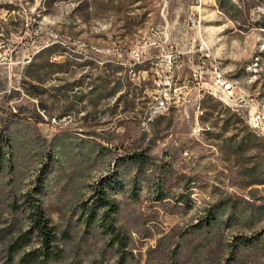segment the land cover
<instances>
[{"label":"rangeland","instance_id":"374dc122","mask_svg":"<svg viewBox=\"0 0 264 264\" xmlns=\"http://www.w3.org/2000/svg\"><path fill=\"white\" fill-rule=\"evenodd\" d=\"M202 42L234 101L207 59L206 79L190 81ZM48 46L62 66L28 68ZM28 73L47 112L26 94ZM168 79L183 89L164 110ZM256 105L264 0H0V139H11L0 146V227H28L23 196L40 185L60 264H264V135L246 122ZM136 152L152 165L131 163ZM102 177L118 178L125 248L100 227L103 210L86 222Z\"/></svg>","mask_w":264,"mask_h":264},{"label":"trees","instance_id":"16d2710c","mask_svg":"<svg viewBox=\"0 0 264 264\" xmlns=\"http://www.w3.org/2000/svg\"><path fill=\"white\" fill-rule=\"evenodd\" d=\"M55 54L54 46L43 48L36 58L30 62L28 68L34 69L39 66L40 70H44L62 66V64H56L52 61ZM40 59H42V62L39 63ZM38 77L39 74L28 73V78H31L32 81L27 84L26 94L30 98L38 100L39 105L47 112L48 107L44 105L42 100L43 93L36 91L35 85H33L34 80H37ZM231 118L237 122L236 114H233ZM0 142H2L0 146H10L11 139L2 135ZM128 159L141 169L152 165V157L146 152L133 153L128 155ZM117 184V177L100 178L94 185L93 201L91 204L83 205V212L86 215V222L93 224L98 219L101 210H103L100 227H102L103 232L110 236L112 242L118 245V248H125L127 246L124 237L115 223V215L118 213L119 206L116 200L110 196V191ZM40 187L38 185L33 191L23 196V212H28V227L23 229L10 222L0 227V264H60L64 260L65 252L60 246L58 235L38 199L42 192ZM159 196L158 200L162 201L164 199L162 197L164 196L163 193ZM16 208H20V204H17ZM214 220V212L209 211L206 217L202 219L200 229L211 226ZM240 242L247 244L246 241Z\"/></svg>","mask_w":264,"mask_h":264},{"label":"built area","instance_id":"2783aa9c","mask_svg":"<svg viewBox=\"0 0 264 264\" xmlns=\"http://www.w3.org/2000/svg\"><path fill=\"white\" fill-rule=\"evenodd\" d=\"M189 23L193 28H196V23H200L199 17H195V13L193 12L190 16ZM205 42H202L201 44V52L204 56L202 58V62L200 65L197 66V68L192 72L190 81L195 84H199L201 81L206 79L207 75L205 72V69L208 68V65L206 64V59L209 60L210 63V70H211V81L215 87L221 91V94L225 96L229 101L235 100V86L233 83H231L223 73L222 69L218 68L216 66V61L214 57H210V55L205 54ZM165 91L161 95V99L158 103V107L160 109H168L169 107V100L170 95L173 93L175 96H178L181 92L183 87L182 86H171V80L168 79L165 81ZM170 90V91H166ZM209 94H212V92L209 90ZM172 94V95H173ZM247 124L249 127L254 130L258 131L259 134L264 135V108L260 105H256L255 108L251 111H249V115L247 116Z\"/></svg>","mask_w":264,"mask_h":264},{"label":"bare ground","instance_id":"6f19581e","mask_svg":"<svg viewBox=\"0 0 264 264\" xmlns=\"http://www.w3.org/2000/svg\"><path fill=\"white\" fill-rule=\"evenodd\" d=\"M197 25H199V23H196V26ZM211 49L206 45L205 46V54H208V55H210L211 56ZM216 61V60H215ZM216 66L218 67V68H220V66L218 65V63H217V61H216ZM221 69V68H220Z\"/></svg>","mask_w":264,"mask_h":264}]
</instances>
